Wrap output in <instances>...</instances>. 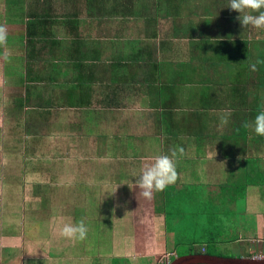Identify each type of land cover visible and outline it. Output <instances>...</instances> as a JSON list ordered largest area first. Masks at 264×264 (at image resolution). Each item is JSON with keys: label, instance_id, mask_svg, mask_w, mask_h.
<instances>
[{"label": "crops", "instance_id": "1", "mask_svg": "<svg viewBox=\"0 0 264 264\" xmlns=\"http://www.w3.org/2000/svg\"><path fill=\"white\" fill-rule=\"evenodd\" d=\"M238 15L227 0H0V264H170L176 232L264 207V137L245 127L264 109V29ZM76 122L81 148L61 151L52 130ZM177 148L175 181L143 198L132 173ZM80 219L84 239L61 236Z\"/></svg>", "mask_w": 264, "mask_h": 264}, {"label": "rangeland", "instance_id": "2", "mask_svg": "<svg viewBox=\"0 0 264 264\" xmlns=\"http://www.w3.org/2000/svg\"><path fill=\"white\" fill-rule=\"evenodd\" d=\"M7 50L8 52H11L12 50H14L15 52L16 46L14 44H9V47H7ZM11 91L12 89L10 90V92ZM78 113L81 114L80 118H85V113H83L82 110H77V114ZM69 123H72V122H69L67 120V124ZM80 123L81 122H76V125L72 129L67 128L68 125H66V127H64L65 132H63V127L60 126V129L62 131L60 130V132L58 133L59 135H57L56 133L54 134V131L52 130L53 135L55 136V137L53 136L54 138L53 145L55 147H59L61 151H64V150L67 151V147H69L71 143L72 144L77 143L78 145L77 147L80 149L81 145L83 144V140L81 139L80 135L81 133L86 132V127H84V129H81L80 132L76 131L78 130V127L82 128ZM50 126L52 129H57L56 124L52 123ZM89 128L90 129L94 128V126L89 127ZM24 138L25 136L23 138L18 139L19 146L21 144L22 146L26 147L28 143H30L29 141H22V139ZM8 139L12 145L15 144L14 141H16V138L10 136ZM28 149H31V147L28 146ZM34 150H37V149H34ZM68 158L71 159V157H68ZM31 159L34 160L35 156H33V158ZM74 161L76 160L74 159ZM53 163H54V160H53ZM55 163L57 164L56 159H55ZM78 163L81 165L82 162L78 161L77 163H73V167L79 168ZM252 191L253 190H250V195H249L250 202H254V200H252V197L254 196L252 194ZM31 194H33V192L25 193V195H31ZM28 197L27 199L25 197L18 198L17 200L14 201V204L10 203L13 206V208H17V213H22V208L24 212L27 209V206L31 204V199H28ZM15 203H16V206H15ZM222 203L224 204V209H227V205H226L227 201H223ZM103 208H104L105 214H107L108 210L106 206L103 205ZM233 210L237 212L239 211V208H233ZM250 210L252 211H249L248 213L249 214L248 220L241 219L242 222L241 220L240 221L238 220L239 216L237 214L236 216H230L231 214H228L227 216L223 217V223L221 224L220 227H218L212 223V222H214L215 224L218 223V222H215L217 218H215V215H213L214 218L211 219V222H205L204 224L203 223L201 224V225H204L205 228H207L206 231L204 230V228L201 227L202 230L199 231V233H196L194 235L193 231L183 230V232H180V234L183 236H180L179 233L176 232L178 239L176 240L175 244L177 245L175 246V249L171 253L164 255L161 258L162 260H164L163 263L166 260L171 263L176 257L182 256L185 254L189 255L192 253L219 255V256L229 257V258H234V257H262L264 258V229L262 230V228L264 227V207L256 208V206L254 205L252 206V209ZM220 216H222V212ZM9 217H10V214H9ZM217 217H219V215ZM2 221L0 220V234L10 232L11 230L8 229L6 224ZM240 222H241V225H243L242 228H240L239 226ZM186 226H189V225H186ZM197 235L199 236V239L197 242H195L196 240L195 236ZM92 241L94 242L93 245L91 244ZM87 242L89 243V246H91L90 248H88L90 250V253L94 252V248L97 249L102 242H104L103 245L105 248H108V246L110 245L109 240L103 239V238L102 239L90 238V239H87ZM180 244H183V245L180 246ZM180 248H181V252L177 251ZM105 251H107V249H105ZM7 252H10V250ZM19 255H20L18 256L19 260H16L15 264H35L33 263L34 262L33 260H29L25 262L24 259L22 260L21 254ZM1 259H2V256H1V249H0V263H1ZM76 264H80V263H78L77 261ZM105 264H111V262L106 261Z\"/></svg>", "mask_w": 264, "mask_h": 264}, {"label": "clouds", "instance_id": "3", "mask_svg": "<svg viewBox=\"0 0 264 264\" xmlns=\"http://www.w3.org/2000/svg\"><path fill=\"white\" fill-rule=\"evenodd\" d=\"M227 7L239 13L237 19L241 25L264 29V0H227ZM6 41L7 33L0 26V45ZM250 68L255 70L256 64H251ZM245 127H251L256 135L264 137V109L258 110L251 123L245 124ZM177 152L182 154L183 149H170L168 154H156L132 173L143 198L150 199L154 191H161L175 181ZM87 232L88 225L83 219L64 223L60 228L61 236L74 240L84 239Z\"/></svg>", "mask_w": 264, "mask_h": 264}, {"label": "water", "instance_id": "4", "mask_svg": "<svg viewBox=\"0 0 264 264\" xmlns=\"http://www.w3.org/2000/svg\"><path fill=\"white\" fill-rule=\"evenodd\" d=\"M170 264H264L262 257H223L219 255L192 253L182 255Z\"/></svg>", "mask_w": 264, "mask_h": 264}, {"label": "trees", "instance_id": "5", "mask_svg": "<svg viewBox=\"0 0 264 264\" xmlns=\"http://www.w3.org/2000/svg\"><path fill=\"white\" fill-rule=\"evenodd\" d=\"M216 218H218L217 216H216ZM216 222H218V221H216ZM215 226H218V227H220L221 226V222H218L217 224H215L214 222H212Z\"/></svg>", "mask_w": 264, "mask_h": 264}]
</instances>
